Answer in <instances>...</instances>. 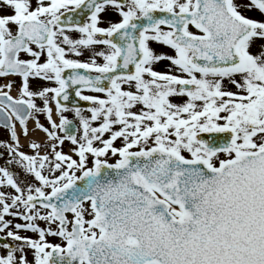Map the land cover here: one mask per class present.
<instances>
[{
	"label": "snow or ice",
	"instance_id": "obj_1",
	"mask_svg": "<svg viewBox=\"0 0 264 264\" xmlns=\"http://www.w3.org/2000/svg\"><path fill=\"white\" fill-rule=\"evenodd\" d=\"M0 264H264V0H0Z\"/></svg>",
	"mask_w": 264,
	"mask_h": 264
}]
</instances>
